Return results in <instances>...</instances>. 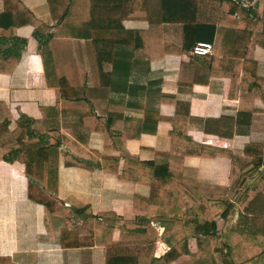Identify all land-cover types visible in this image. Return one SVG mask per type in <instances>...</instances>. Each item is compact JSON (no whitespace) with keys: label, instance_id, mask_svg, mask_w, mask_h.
Returning a JSON list of instances; mask_svg holds the SVG:
<instances>
[{"label":"crops","instance_id":"obj_1","mask_svg":"<svg viewBox=\"0 0 264 264\" xmlns=\"http://www.w3.org/2000/svg\"><path fill=\"white\" fill-rule=\"evenodd\" d=\"M93 6L98 0H20L13 22L6 23L8 28L15 24L14 35L5 37L8 31L0 28V61L13 53L18 56L11 74L0 73V102L11 111V130L23 115L48 143L54 134L62 142L57 188L45 192L57 202V215L28 199L23 159L0 161V264H105V248H66L63 243L76 239L85 216L110 213L135 219L134 198L150 200L152 194L155 204L138 209L158 231L151 258L175 249L179 257L169 264L216 263L206 253V237L193 235L205 225L196 221L187 195L196 208L206 204L207 215L216 212L211 228L229 247L238 244L263 252V209L259 223L252 222L245 205L230 211V191L240 172L224 152L264 160V101L249 91L252 85L242 88L232 81L239 72L264 83V48L252 39L235 64L228 29L218 26L213 54L196 56L193 48L183 51V26L166 24L167 54L148 61L136 58L132 48L121 51L112 86L104 88L91 40L81 39L74 29L87 25ZM4 11L0 0V16ZM124 26L149 29L146 21H126ZM94 127L103 131L92 132ZM210 139L228 147L210 145ZM123 148L170 179L147 178L154 193L148 184L120 180ZM259 172L264 177V161ZM259 176L248 182L254 184ZM83 208H89L88 213L78 216L75 210ZM109 228L117 242L121 230ZM251 264L264 263L255 258Z\"/></svg>","mask_w":264,"mask_h":264},{"label":"trees","instance_id":"obj_2","mask_svg":"<svg viewBox=\"0 0 264 264\" xmlns=\"http://www.w3.org/2000/svg\"><path fill=\"white\" fill-rule=\"evenodd\" d=\"M5 11L0 16V28L7 30L3 33L5 37L13 36L16 30L15 24L8 26V19L13 22L14 13L20 7V0H3ZM255 7L244 9L238 6L233 0H98V6L89 10V21L87 25L74 26L81 39L91 40L99 68L101 85L110 88L114 78L116 57L127 48H132L134 56L138 59L155 61L163 58L167 51L164 49V25L180 24L183 26V51L190 52L197 41H210L214 39L217 27L228 29L226 36L230 35V44L235 64H240L241 56L252 39L264 48V0H255ZM241 15L240 19L235 14ZM126 21L148 22L149 29L127 30L124 26ZM9 29V30H8ZM200 30H205L200 33ZM228 39V38H227ZM18 59L17 55H9L0 61V73L11 74ZM216 61V59H214ZM114 69V71H113ZM233 85L240 82L242 88H249L255 96L264 101V83L253 80L244 74L232 78ZM12 114L5 103L0 102V161L15 162L21 155L25 157L26 175L28 178V199L37 204L43 205L55 215L60 211L56 210L57 202L45 194L48 190L56 189L59 179V161L61 137L54 134L53 142L48 143L45 138L32 131L34 122L29 118L21 116L18 127L11 130ZM104 122V119H97ZM90 126V125H89ZM103 129L94 127L92 132H102ZM106 139L109 140L107 134ZM264 154V144H262ZM122 157L125 159L123 173L119 176L122 181L141 182L150 185L154 193V186L146 180L150 177L170 179L166 173L158 172L151 167L154 164H141L134 159L129 152L123 148ZM225 156L232 160L240 172L239 181L230 191V211L238 205H245L244 208L252 214V222H262L259 216L260 210L264 211V177L259 172L263 165V158L247 160L241 153L224 152ZM105 169V168H104ZM105 171H109L105 169ZM117 169L115 168V173ZM142 173V174H141ZM254 184L248 181L259 175ZM235 176L233 170L232 177ZM245 180V181H244ZM175 192H178L175 190ZM203 199L201 191H197ZM251 196L250 201L244 204L246 198ZM192 208L197 212L196 221H204L205 229L201 233H194L199 238L200 234L206 237L208 248L206 253L216 259L215 264H251L255 258L264 263V251L256 249L241 248L236 244L229 247L227 240L218 236L212 230L216 212L207 215L209 209L204 205L198 208L194 206L192 197L187 195ZM234 201L236 204L231 202ZM153 206L155 200L153 194L148 199L134 198L135 219H123L114 214L100 213L98 215L85 216V222L75 234L76 239L69 243H63L66 248H89L103 247L106 250L105 264H169L179 257L177 250L171 249L161 258H151L155 252L158 231L149 216H140L138 209L141 205ZM205 208H204V207ZM201 207V208H200ZM204 210V211H203ZM89 208L76 209L78 216H84ZM210 211V210H209ZM70 218H66L69 220ZM109 226L118 227L121 230L117 242L113 240L114 231ZM239 234H237L238 236ZM254 236L255 232L249 234ZM64 237V233L62 237ZM228 251V253H226ZM243 257V258H242ZM182 264H202L201 262H185Z\"/></svg>","mask_w":264,"mask_h":264},{"label":"built area","instance_id":"obj_3","mask_svg":"<svg viewBox=\"0 0 264 264\" xmlns=\"http://www.w3.org/2000/svg\"><path fill=\"white\" fill-rule=\"evenodd\" d=\"M238 6L244 9H252L255 7V2H251L250 0H233ZM215 46L213 42L200 40L194 45L192 49V53L196 56H209L214 52ZM210 145H218L222 148H227V143H220L214 139L209 140Z\"/></svg>","mask_w":264,"mask_h":264},{"label":"rangeland","instance_id":"obj_4","mask_svg":"<svg viewBox=\"0 0 264 264\" xmlns=\"http://www.w3.org/2000/svg\"><path fill=\"white\" fill-rule=\"evenodd\" d=\"M20 159H23V160H25V157H24V155H21V156H20Z\"/></svg>","mask_w":264,"mask_h":264}]
</instances>
